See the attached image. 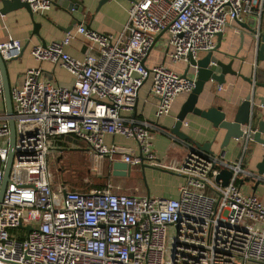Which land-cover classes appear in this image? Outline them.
<instances>
[{"label": "built area", "instance_id": "built-area-1", "mask_svg": "<svg viewBox=\"0 0 264 264\" xmlns=\"http://www.w3.org/2000/svg\"><path fill=\"white\" fill-rule=\"evenodd\" d=\"M20 1L34 14L52 6V0ZM263 13L264 0H133L116 36L79 23L60 39L31 47L35 60L58 64L72 84L46 81L40 68L31 67L9 88L11 114L0 112V182L9 119L14 127L0 201V264H264V204L236 183L250 175L242 168L247 143L232 162L193 149L178 164H163L150 141L151 124L120 114L131 110L146 79L156 101L154 117L168 114L174 98L194 86V77L180 76L189 58L211 51L227 25ZM160 32L170 46L166 60L146 66ZM76 35L85 42L81 59L64 50ZM19 53L18 40L0 42L3 60ZM173 64L182 70L170 68ZM105 134L133 140L137 152L105 144ZM68 135L86 145L93 163L119 154L129 165L146 160L180 175L176 196H133L109 187L53 190L48 142ZM222 169L230 172L225 185L215 181ZM255 179L264 182V174Z\"/></svg>", "mask_w": 264, "mask_h": 264}, {"label": "crops", "instance_id": "crops-1", "mask_svg": "<svg viewBox=\"0 0 264 264\" xmlns=\"http://www.w3.org/2000/svg\"><path fill=\"white\" fill-rule=\"evenodd\" d=\"M6 0H0V9H3V3ZM100 0H78L77 5L69 2L65 6L53 5L42 14L32 13V19L29 14L22 7H15L6 10L0 14V42L11 38L20 42V53L11 59L4 60L8 87L19 84L22 73L31 67H38L41 69L42 76L46 81L57 83L63 87H71L72 76L58 64H53L48 61L35 60L29 51L34 45L40 44L43 41L45 44L58 40L66 32L67 26L71 20H75L85 26L99 32L109 33L116 36L126 20V8L130 0H105L99 4ZM75 6V7H73ZM73 7V8H72ZM72 8V9H71ZM264 15L259 18L246 17L242 23L252 26L256 32H260ZM33 22L37 23V34L33 33ZM74 24L71 29L74 28ZM219 46L214 55H216L223 62H227L232 58L231 68L239 70L243 76L250 77L253 69H264V60H260L257 56L258 38L256 34H251L246 27L233 23L227 25L222 33H220ZM167 37L165 32H162L160 37ZM216 44V38H215ZM65 52L71 57L81 59L85 53V42L76 35L71 39L69 44L64 48ZM170 50V46L164 51L162 57L159 53L152 52L151 48L144 59L146 66H151L155 63L166 60V53ZM202 55V54H201ZM264 55V50H263ZM173 70H175L172 67ZM176 71V70H175ZM180 71V70H177ZM214 82H207L204 85L202 92L197 97L196 106L201 109L209 106H220L225 113V118L230 120L236 111L241 100L251 91V85L238 76L225 74L224 82L220 84ZM150 80L146 79L142 82L137 90L135 102L130 111H121V115L133 117L136 120H144L151 124L149 127L150 141L156 156V159L163 164H178L186 155L187 150L192 142L198 144L209 142V149L212 155L218 157L225 162H232L236 158L239 143L230 141V143L223 148V154H219V143L222 139L223 130H215L210 122L191 113H187L181 123L180 130L189 137L190 140H180L169 134L163 127H170L174 120L181 103L184 101L187 93L178 94L170 107L169 113L159 118L154 117L155 98L150 94ZM263 89L260 87L254 88V103L258 104L256 96H262ZM264 99V97H263ZM264 118V107L261 108ZM4 111L3 100L0 99V112ZM185 123V124H184ZM66 138L57 139L53 142V147L57 152L58 148H63V151L75 150L86 152L89 159V167L93 171H101L105 178L97 186V189L109 187L112 191L125 193L133 196H156V197H175L177 187L182 182V177L170 170L172 173L164 172L155 169V167L148 164L146 160L143 167L150 174V180L147 183L148 187L142 189L140 185L134 180L138 177L140 164L130 165L129 175L116 174L112 175L108 167L109 160L102 158L97 163L91 161L86 145L77 147L76 149H69L67 142H73V145H79L70 136H63ZM105 144H115L125 147H130L136 150V146L131 139L124 138L118 134H105L103 136ZM262 148L253 142L247 143L246 152L243 157L242 168L249 172L250 175H242L238 178L237 184L241 181L240 190L243 193L251 192V187L257 181L254 175V165L260 160ZM112 160H121V156L116 154ZM122 161V160H121ZM152 170L151 172H148ZM163 169V168H162ZM153 171H158L154 173ZM245 182L243 188L242 184ZM96 189V188H94ZM246 190V191H245ZM146 192V193H145ZM254 194L258 196L260 201L264 204V182L257 181L254 189Z\"/></svg>", "mask_w": 264, "mask_h": 264}, {"label": "water", "instance_id": "water-1", "mask_svg": "<svg viewBox=\"0 0 264 264\" xmlns=\"http://www.w3.org/2000/svg\"><path fill=\"white\" fill-rule=\"evenodd\" d=\"M105 0H100L99 4ZM133 1V0H130ZM69 2L73 5L78 4V0H52L53 5L65 6V4ZM15 7H22L29 14V17L32 19V12L30 11L28 4L25 2H21L20 0H10L5 1L3 3V9H0V14L4 13L6 10ZM75 7V6H73ZM72 7V8H73ZM71 8V9H72ZM264 15V13H263ZM240 24L249 31L251 34H256L258 38V49L257 56L261 60H264L263 50H264V20L262 23V27L260 32H256L252 28V26H248L242 22H236ZM74 24H78L77 21L71 20L70 24L67 26L65 31H68L72 28ZM37 23L33 22V30L32 32L37 34ZM158 33L152 41L150 48L157 41L160 34ZM220 33L216 34V44L211 51L206 52L205 54L199 55L195 60L189 58V65H185L180 76L185 78L187 77V72L189 68H192L194 73L193 76L195 78L194 86L190 92L187 93L184 101L181 103L177 113L175 114V120L170 127H163L169 134L180 139V140H190L188 136H186L181 130V123L187 113L194 114L199 116L212 125L215 130H223L222 139L219 143V154H223V148L227 146L230 141H236L239 143V148L236 157L239 155L240 147L243 143L253 142L258 144L262 148V154L260 160L257 161L254 165V175L264 174V118L263 112L261 111L264 107V69H253L252 75L250 77L243 76L239 70H233L231 68L232 58H229L227 62H223L214 55V51L217 50L220 41ZM41 45H45L43 41H41ZM11 59V58H10ZM143 63V62H142ZM234 75L238 76L247 83L251 85V91L241 100L236 111L232 115L231 119L228 120L225 118V113L221 110L220 106H209L208 108L201 109L196 106L197 97L202 92L204 85L207 82H214L218 85L223 84L224 75ZM0 76L2 81L3 88V103H4V112L7 115L11 114V103H10V95H9V87L7 81L6 68L4 64V60L0 57ZM260 87L263 89L262 96H256V100L258 104L254 103V88ZM8 128H9V149L8 156L5 162V167L3 170L1 182H0V201L4 189L5 182L7 180L8 168L12 158L13 151V142H14V127L11 119L8 120ZM193 145H190L188 151H192L196 149L200 152L206 154H212V151L209 149V142L198 144L197 142H192ZM60 151L63 148H58ZM87 150V149H86ZM141 157V156H139ZM143 160L142 157L140 158ZM148 165L143 162L140 163V170H143V167H147ZM108 167L111 170L112 175L121 174V175H129L130 165L121 160H111L108 162ZM157 170H161L164 172L172 173L166 169L155 167ZM230 176V172L227 169H222L215 176V181H220L221 185H225L228 178ZM241 184V181L238 182V185ZM257 181L251 187V192H254ZM63 192V191H62ZM147 196V195H146ZM27 230L30 229V226L25 227Z\"/></svg>", "mask_w": 264, "mask_h": 264}, {"label": "rangeland", "instance_id": "rangeland-1", "mask_svg": "<svg viewBox=\"0 0 264 264\" xmlns=\"http://www.w3.org/2000/svg\"><path fill=\"white\" fill-rule=\"evenodd\" d=\"M167 48H168L167 38L161 36L153 44V46L151 47V51L159 53L158 56L162 57V54ZM169 67L170 68L173 67L176 71L182 70L181 64H173L170 65ZM187 76L189 77L193 76V71L191 68L188 69ZM60 139H63L65 141L66 138L61 137ZM75 142L78 141L75 140ZM78 143L79 145L74 146L73 142H67V144L70 145L68 146V148L76 149L77 147L82 146L81 142ZM84 154H86V152L75 151V150H67L58 153L53 147V139L49 140L46 163L50 173L49 181L53 190H57L58 188H64L68 190L72 188L71 185L73 184L81 185L83 188L86 187L87 189H89V187L85 185L90 184L94 186V185H98L100 182H103L102 180H104L105 175L101 171L98 172L93 171L89 167V161H88L89 159ZM144 170L147 169L143 168L142 172L139 171L138 177L134 180L135 182L137 181V183L140 185V187L143 190L148 187L147 183L150 180V176H149L150 174H148ZM151 171L152 170L148 169V172ZM153 172L155 174L158 173V171H153ZM244 184L245 182L242 184V188ZM150 197H152V195H150ZM168 244L169 242L166 241L167 249H168Z\"/></svg>", "mask_w": 264, "mask_h": 264}, {"label": "trees", "instance_id": "trees-1", "mask_svg": "<svg viewBox=\"0 0 264 264\" xmlns=\"http://www.w3.org/2000/svg\"><path fill=\"white\" fill-rule=\"evenodd\" d=\"M63 147V146H62ZM61 147V148H62ZM62 152V150L60 151V152H58V153H61ZM237 181L238 180H236V183H237ZM85 186H87V187H89V189H87L86 187L85 188H83L81 185H75V184H73V185H71V189H68V190H71V191H76V192H80V193H85V192H87L88 190H90V189H94V188H96L97 189V185H94V186H92V185H85ZM91 187H93V188H91Z\"/></svg>", "mask_w": 264, "mask_h": 264}]
</instances>
